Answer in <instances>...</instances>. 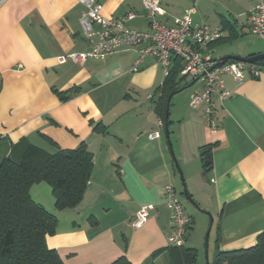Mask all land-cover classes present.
I'll use <instances>...</instances> for the list:
<instances>
[{
    "label": "crops",
    "instance_id": "obj_1",
    "mask_svg": "<svg viewBox=\"0 0 264 264\" xmlns=\"http://www.w3.org/2000/svg\"><path fill=\"white\" fill-rule=\"evenodd\" d=\"M97 1L103 16L133 12L126 25L149 31L142 0ZM159 1L162 24L172 25L174 17L193 8V22L220 29L222 38L229 34L222 20L233 22L238 36L247 33V14L256 2ZM82 10L77 0H0L1 156L20 142L49 154L84 142L92 154L90 178L75 206L57 210L47 183L30 187L31 198L56 215L45 245L63 264H169L170 212L161 188L168 182L175 187L179 180L174 159L198 205L181 190L191 220L185 247L196 249V264L210 263L215 250L254 245L264 228V66L257 77L246 73L240 83L222 76L230 94L223 100L214 95V132L203 107L189 106V96L203 88L202 81L183 77L182 88L170 98L167 138L153 111L165 77L155 57L142 59L135 71L139 46H123L103 59L59 62L61 55L92 46L80 26ZM220 43L202 46L201 54L214 60L226 56L209 52ZM243 51V57L262 53L264 44L250 43ZM59 93L69 98L60 100ZM95 123L105 129L94 131ZM156 130L160 136L150 139ZM149 203L154 209L147 221L133 228V215ZM209 215L213 222L204 238Z\"/></svg>",
    "mask_w": 264,
    "mask_h": 264
},
{
    "label": "trees",
    "instance_id": "obj_2",
    "mask_svg": "<svg viewBox=\"0 0 264 264\" xmlns=\"http://www.w3.org/2000/svg\"><path fill=\"white\" fill-rule=\"evenodd\" d=\"M221 25L229 32L228 36L208 44L229 41L238 36L233 22L222 20ZM169 59L168 74L158 87L159 97L153 110L162 123L169 122L165 116L168 96L182 88L179 83L183 77L179 76V72L183 62L173 54ZM253 64L263 67L264 58ZM59 96L60 100L69 98L68 94L59 93ZM92 127L94 131L105 129L100 123ZM88 152L84 142L75 148L58 149L50 154L33 144L20 142L10 154L2 157L0 264H63L57 252L45 245L46 236L55 231L56 215L35 202L29 190L33 184L45 182L51 187L57 210L75 206L83 196L92 171V154ZM205 156L209 157L207 152ZM256 237V243L249 248L215 250L209 264H264V228ZM167 257L169 264H196L197 252L195 248L171 245Z\"/></svg>",
    "mask_w": 264,
    "mask_h": 264
},
{
    "label": "built area",
    "instance_id": "obj_3",
    "mask_svg": "<svg viewBox=\"0 0 264 264\" xmlns=\"http://www.w3.org/2000/svg\"><path fill=\"white\" fill-rule=\"evenodd\" d=\"M83 10L79 18L84 37L92 42L85 52L69 53L58 57L59 62L71 59L82 63L88 58L103 59L123 46H139L138 57L132 70L138 69L139 64L147 56H153L162 67L164 76L168 74L170 55L178 56L183 62L179 72L180 77L199 79L203 88L190 95V108L203 107L205 122L214 132L217 124L214 117V95L218 99H226L230 92L226 89L222 76L230 75L237 83L245 79L246 73L252 77L260 74L258 66L236 60H228L218 68L211 69L216 60L201 54L200 48L212 43L222 36L221 30L211 28L203 22L194 23L193 8L186 9L180 16L174 17L172 25L162 24L158 16L163 14L159 0H142L145 16L149 22V31H138L129 28L126 23L136 15L133 12L120 17L107 18L101 13L102 5L97 0H77ZM254 7L247 14V32L264 40V0H256ZM161 121L158 123L160 124ZM161 125V124H160ZM150 139L158 138L159 131H153ZM163 201L169 210L171 232L168 242L172 246L184 247L190 217L185 214L182 201L171 182L163 185ZM154 209L152 203L140 205L131 221L133 228H140L148 219V214Z\"/></svg>",
    "mask_w": 264,
    "mask_h": 264
},
{
    "label": "rangeland",
    "instance_id": "obj_4",
    "mask_svg": "<svg viewBox=\"0 0 264 264\" xmlns=\"http://www.w3.org/2000/svg\"><path fill=\"white\" fill-rule=\"evenodd\" d=\"M250 43H257V44H264V40H261L259 38H257L256 36L250 34V33H244V34H240L238 36L237 39L233 40V41H226V42H223V43H220L214 47H212V49L209 51L211 53V55H213L212 57H215V56H218V55H223V54H229V55H237V56H245L243 55L244 51L245 50V46L250 44ZM186 81H188L190 83L191 79L189 80V78L186 79ZM1 152H0V160L2 159L3 156H1ZM177 162V160H176ZM178 163V162H177ZM178 166L181 170V167L178 163ZM182 172V170H181ZM179 174V173H178ZM177 174V175H178ZM179 177V175H178ZM184 178V176H183ZM185 181V180H184ZM182 183L180 181V177H179V180L178 182L176 183V186L174 188H176V192L180 198V201L184 202L183 201V196L182 194L180 193L182 188ZM209 220H210V215H209ZM209 227V226H208ZM208 227H206L205 231H204V238L206 237V233H207V230H208ZM203 238V239H204ZM204 245V254H205V251L207 249V246H208V243H206V240L204 239V243H202Z\"/></svg>",
    "mask_w": 264,
    "mask_h": 264
},
{
    "label": "water",
    "instance_id": "obj_5",
    "mask_svg": "<svg viewBox=\"0 0 264 264\" xmlns=\"http://www.w3.org/2000/svg\"><path fill=\"white\" fill-rule=\"evenodd\" d=\"M264 58V52H262V53H258V54H253V55H250V56H246V57H242V56H237V55H226V56H223V57H220V58H218L217 60H216V63L211 67V68H209L208 70L210 71L211 69H214V68H218V67H220L221 65H223L226 61H228V60H236V61H240V62H244V63H249V64H252V63H254V62H256V61H258V60H261V59H263ZM171 96H172V93L168 96V101H167V105H166V109H165V111H166V118H168V114H169V102H170V98H171ZM164 126H165V133H166V136L165 137H169L168 135H169V131H168V123H164ZM168 144H169V146H170V148H171V142H170V140L168 139ZM174 163H175V166H176V168H177V171H178V175H179V177H180V181H181V183H182V186H181V188H182V192H183V194L186 196V198L191 202V203H193L196 207H198V205L196 204V203H194V201L191 199V197L189 196V194H188V191H187V189L185 188L186 187V184H185V181H184V178H183V175H181L182 174V172H181V170H180V168H179V166H178V163L176 162V159H174V161H173ZM209 164V161H205L204 160V165L205 166H207ZM212 222H213V218L210 216V223H209V227H208V230H207V233H206V236L208 235V233H209V231H210V224H212ZM209 264V263H208Z\"/></svg>",
    "mask_w": 264,
    "mask_h": 264
}]
</instances>
